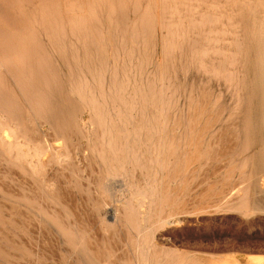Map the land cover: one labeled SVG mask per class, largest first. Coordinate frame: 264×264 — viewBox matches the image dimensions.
<instances>
[{
    "label": "bare ground",
    "instance_id": "bare-ground-1",
    "mask_svg": "<svg viewBox=\"0 0 264 264\" xmlns=\"http://www.w3.org/2000/svg\"><path fill=\"white\" fill-rule=\"evenodd\" d=\"M219 16L227 17L223 33L229 37V53L228 49L217 47L223 40L217 30ZM215 57L224 66L220 62L218 66ZM175 58L185 71L191 66L204 72L209 66L205 71L210 76L223 77L235 94L242 89L250 91L244 100L241 134L235 125L218 131L221 134L216 133L224 123L220 122L222 115L218 116L219 112L211 114L213 102L207 96V86L199 92V99L187 96L190 111L187 116L177 113L179 96L177 98L176 93L182 87L173 86L169 71ZM252 61L253 80H241L238 66L247 67ZM256 104L262 111L264 131V0H0V162L34 183L41 181L39 188H48V192L57 194L59 189L53 185L50 172H55L57 178L58 174L63 177L60 172L65 175L64 172L71 171L76 182L81 180L83 170L72 162L77 159L75 152V156H70L72 152L67 151L70 144L77 142V146L73 145L75 150L83 147L90 154L86 153L91 158L89 161L98 163L100 171L95 186L103 196L108 195L105 181L109 179L123 178L133 190L138 201L133 198L138 203L133 205L131 200H126L120 218L117 212H111L114 221L124 223L140 235L130 241L142 264H173L170 248L162 251L147 244L154 230L160 228L162 231L166 224L180 223L190 213L229 207V189L225 186L228 183L218 189V180L211 184L205 181L208 187L200 194L190 192L191 168L195 164L200 167L211 163L218 165L217 162L223 160L218 148L228 144L229 129L237 131L236 139L243 137L249 142L251 114L257 108ZM238 105L232 108L230 117L236 115ZM219 124L220 128L217 127ZM73 137L77 141L70 143ZM61 160L66 163H60ZM261 160L264 167V150ZM230 164L225 168L224 182L229 179V172L237 169L235 164ZM244 165L237 171L246 182ZM96 169L94 167V174ZM1 177L0 196H16L17 201L23 200L26 205L37 207L38 200L36 202L24 193L14 195L11 189L3 187L5 181L2 180L6 177ZM58 178L56 182L61 180ZM89 183L92 185V180ZM232 206L243 212L249 210L243 195ZM4 219L1 215L0 221L7 223ZM52 219L55 223L58 221L54 215ZM86 236L81 234L83 244ZM141 237L147 239L145 243ZM72 243L75 245V241ZM4 250L0 249L1 255L5 254ZM254 263L258 264L257 258Z\"/></svg>",
    "mask_w": 264,
    "mask_h": 264
},
{
    "label": "rangeland",
    "instance_id": "rangeland-1",
    "mask_svg": "<svg viewBox=\"0 0 264 264\" xmlns=\"http://www.w3.org/2000/svg\"><path fill=\"white\" fill-rule=\"evenodd\" d=\"M219 17H220V20L218 22V29L217 30L219 31V36H221V38L223 40L225 38L226 39L224 41L222 40V43H220L217 47L222 48V49H224V48L228 49L229 37L224 36L225 34L223 33L224 27L225 28L227 27L226 26L227 22H228L227 17L226 18H225V16H219ZM221 23H222V25H225V24L226 25L222 26ZM227 51H228L227 53H229V49ZM215 58L217 59V57H215ZM250 58H252V59L254 58V53H253V55L250 56ZM216 59H215V63H218V66H220V65L224 66V64L221 63L219 59H217V60ZM219 62H220V65H219ZM171 64H170V70H169L171 72V74H170V72H169V74H170V77H172L171 81L173 83V86L174 87L176 86L175 88H179L180 86L182 87L176 93V97L178 98V96H179V98L177 99V101H178L177 107L179 106L177 113L178 114L180 113L182 116L184 115V117L187 116L190 112V111H188L189 109H188L187 96L190 95V96H194V98L198 97L197 99H199V96L201 95V93H199V92L202 91L203 89H205V86H207V88L209 87L208 88L209 90H207L209 92L208 93L209 95L207 94V96H209V100L211 98V102H213V104L211 103V108H212L211 111H213L211 114L217 115L218 113H216V112H219L218 116L222 115L220 117V122H221V124L224 123L221 126L223 128L219 127L220 124L217 126L220 129L217 130L216 133H219L223 129H228V125L229 126H231V125L237 126L236 129L239 128L238 129V133H239V131L241 130V128L243 126V120H244V114H245V106H246L245 104L246 103H244V100H245L246 94L250 91L242 89L241 92H239L238 94H235L234 89L229 88V85L226 83V80L223 77L220 78L219 76H210L208 74V72L205 71L209 68V66H208V68L206 67L207 69L205 68L204 72H203L202 69H195L194 67H191V66H189V68L185 71V69L183 68V65L180 63L179 59H177V58H175V61H173ZM228 70H229V66H228ZM237 71L240 75L241 80L245 79L246 81L251 82L253 80V77H254L253 76V72H254L253 61L247 67H245V65H243L242 67L238 66ZM173 73H174V75H173ZM206 78L211 79V80L207 81ZM213 88H214V90H213ZM184 89H186V90L184 91ZM236 100H238V102ZM237 103L239 104L238 108H237V113L233 117H230L229 115H231V114H229V113L232 112V108L235 107ZM212 106L214 107V109ZM256 107L257 108L254 109L253 113L251 114L250 132H249L251 137L249 139V142H246L243 137H240V140L236 139L235 135H236L237 131H235L234 129H229V135H228L229 136V142H227L228 144L226 145V143H225V144H223L224 145L223 147L221 145L218 148L219 154H220V151L223 152V153L221 152V154H220V155H222V156H220L221 158L224 157V158H222L223 160L220 159V161L217 162L218 165L216 163H211V164L203 163L205 165H202L200 167V166H197L198 164H195L192 167V168H194L195 171L194 170L192 171V168H191V174L192 175L190 178H191L192 184L190 185V192L193 193V195H196L198 193L200 194L202 191H204L208 187V186H206L207 184H205L206 182L207 183L210 182V184H211V182L218 180V182H219L218 189H220V187H223V184L225 185V183H228V185L226 184L225 186H227V188L229 189V198H230L229 201L231 200L229 202V207H224L225 209L219 208L218 210L216 209L214 211L208 210L206 212H198V214L197 213H194V214L190 213L192 216L190 214L185 216L184 220L180 223H176V224L173 223V224H169V225L166 224L167 227H166V225L163 226L162 228H165V229L164 230L162 229V231L159 228L158 231H160V233L156 230H154V232H151V235L149 236V239L151 242L147 241L148 243L147 242L146 243L148 245H150L151 248L154 246L153 248L156 247L158 250H162V251L168 250V248H170L169 252H171L174 256V257H172V263L173 264H181V263L182 264H185V263L186 264H241V263L242 264H245V263L246 264H255L254 263L255 258L258 259V264L262 263V261H264V167H263V163L261 160V155H262V152L264 150V134H263L264 131L262 129L263 126H262V122H261L262 121V119H261L262 111H260L257 104H256ZM220 111L221 112L223 111L224 113L223 112L220 113ZM87 117L88 116L86 114L85 115V119H86L85 121L88 120ZM226 117H228V118H226ZM224 118H226V119H224ZM228 121H230V124L228 123ZM219 134H221V133H219ZM239 134H241V133H239ZM231 136L233 138H231ZM72 140L73 141H70V143H74L75 141H77L74 137ZM229 143H230V145H229ZM235 143H236V145H235ZM75 144L76 145L70 144L71 148H74V146H77V142ZM232 145H233V147H232ZM229 146H231L230 147L231 149L228 148ZM69 147H68L67 151L72 152V153H70V156L75 152L74 154L76 156L74 154L73 155L75 156V158H77L76 159L77 161L72 159L73 164H75V165L78 164L77 165L78 169L82 168L83 174H82V176H80L81 180H79V182H80L79 183V182H76L75 178L71 177V176H73V175H71V171L66 172V173L64 172L65 175H63V172H60V174H62L63 177H61V175L58 174L57 178L59 177L58 179H61V180L56 182L57 178L54 177L55 172L54 173L50 172L49 176L51 178L53 177L52 178L54 181V182L52 181L53 185L55 184L56 189H59V191L61 190L60 192L58 190H55L56 192L58 191L57 194H52V193L48 192L49 191L48 188H46L47 191L44 188L43 189L39 188V185L41 186V184H42L41 181L40 182L37 181V183H34L35 181H33L32 179H30L31 181L28 180L29 178L27 179L24 176L17 174L15 171L7 168L6 164H4L3 162H0V168H1L0 170L3 171V172L0 171V177L3 176V177H1L2 179L6 177L5 179H3V180L1 179V180L3 182L5 181V183H6V181L11 182V183H9V185H8V183L5 184V183L1 182V183H3L2 185H4L3 187H5L9 190L11 189L10 191L14 192V193H12L14 195L19 196L21 194L22 195L25 194V195H27V197L28 196L31 197L36 202L38 200L37 207H33V206L26 205L23 200L17 201V199L15 198L16 196H13V198H8V197L4 198V196H2V195L0 196V216L2 215V218L4 219V217H5L4 220L7 219V221H8L7 223L5 221L3 223L0 221V236H2V238L0 237V249L6 250V251L4 250V252H3V253H5L4 254L5 256L0 254V256H1L0 257V264H25V263L26 264H30V263L31 264H79V262H80V264H103V263L104 264H138V263L142 264V261H140L139 257L136 256L137 250H136L135 246L133 244H131V241H132L131 239L136 238L135 236H138L139 234L136 233L135 231H133L129 226L125 225L124 223H122V222L117 223L116 221H114V217H113V214L111 212V211L117 212V215H119V218H120L121 217L120 214H122L121 210L123 209V206H124L123 204H126V200L127 201L131 200V202L130 201L129 202L133 205H136L138 202H136L137 198L134 197V195L132 194L133 190L130 189V187L126 185V181L123 178H119V179L117 178V180L112 179V181H111V179H109L108 182H106L107 181L106 180L105 183H107L106 186H107L108 195L110 196V194H111L112 196H110V197H108V195L103 196L101 194L99 188L95 186V185H97L96 180H98L99 171H100L98 168V163L96 161L94 162L93 160L92 161L95 164L92 161H89V159L91 160V158L89 156H87L86 153L88 155H90V154L88 153V151H85L83 147L81 149L79 148V150H75L76 148H74V150L69 149ZM81 150H84V151L82 152ZM223 150H225V151H223ZM231 150H233V151H231ZM79 151H81V153H79ZM80 155H81V162L79 159ZM225 155H226V157H225ZM228 155H229V157H228ZM218 157H219V155H218ZM227 157H228V159L226 160ZM72 158H73V156H72ZM83 160L84 161L88 160V161L82 162ZM60 163H66V161L61 160ZM92 163H93V165H91ZM228 163H229V165H231L230 163H232L233 165L235 164L234 166L237 169L241 168L245 164L244 165L245 169L243 168V172H244V175L247 177V178H245L246 182H245V180L243 181V179H241V177H240L241 173H239L237 171V169H234L236 171L234 172V170H233V173L231 170L230 171L231 173L229 172V179L226 180L225 182L222 181V179L225 178L224 177L225 176L224 171H225V168L228 165ZM88 164H90V166ZM58 166L59 165H57V166L55 165V168H57ZM88 167H90V168H88ZM94 167L95 168L97 167L96 172L98 173V175L96 172L94 174V171H93ZM199 167H200V169H199ZM60 168H61V166H60ZM86 168H87V170H86ZM212 169H213V172H212ZM214 169H215L216 173H215ZM62 171H64V170H62ZM86 173L88 174V176L86 175ZM202 173H204V174H202ZM212 173H213V175H212ZM197 175L198 176L201 175V176L198 177ZM67 177H68V179H67ZM120 179H123V180L121 181ZM17 180H19V181H17ZM68 180L70 181V183L68 182ZM91 180H92V185H90L91 182L89 183V181H91ZM94 181H96V183ZM116 181H118V185L115 184V183H117ZM119 181L122 182V183L121 182L120 183L123 184L122 185L123 187L121 186ZM238 181L242 182V183H240L241 185L239 184ZM93 182H94V184H93ZM77 183H79V184H77ZM86 183H88V184L86 185ZM244 183L246 186L244 185ZM17 184H19V185H17ZM35 186H38V187L36 188ZM87 186H88V188L86 189ZM197 186H199L200 188ZM84 187H85V190H84ZM12 188L15 190H13ZM16 188H18V189H16ZM77 188H78V190H77ZM92 188H93V190H92ZM124 188H126V189H124ZM195 188H197V189H195ZM71 191L73 192V194ZM17 192H18V194H16ZM63 194H65V195L63 196ZM69 194H70V196H69ZM131 195H133V196H131ZM242 195L246 199L247 207L249 209L246 212H243L241 210H237V209H235V207L232 206V205H235L237 203L239 197H242ZM231 196H233V197H231ZM62 197H63V199H62ZM65 197H67V199ZM84 197L85 198L87 197V198L85 199ZM131 197H132V199H131ZM70 198H73V199H70ZM105 198L108 200H106ZM231 198H233V199H231ZM59 200H61V201H59ZM70 200H72L71 203L69 202ZM123 201H125V202H123ZM72 202L74 203V205ZM75 202L77 203L76 204L77 206L75 205ZM85 202L87 203V205ZM9 204H11V205H9ZM14 204H16V205L14 206ZM105 204H107V206ZM108 204L110 205V207ZM192 204L193 203L190 204L191 207H192ZM4 205H6V206H4ZM85 205H86V207H84ZM82 206L84 209L82 208ZM20 208H21V211L23 210L22 212L20 211ZM142 209H144V208H142ZM12 210H14V211L12 212ZM194 210L195 209H191V211H194ZM5 211H7V212H5ZM89 211H91V212H89ZM73 212L76 214H74ZM79 212H80V214H79ZM110 212H111V214H110ZM219 212H221V213H219ZM51 214L56 216L58 218L57 220L58 221L60 220V221L59 222L57 221L55 223V221L52 219L53 215H51ZM88 214H89V216H88ZM106 214H108L110 216H108V215L106 216ZM30 216L32 219L30 218ZM62 217H63V219H62ZM82 218H83V220H82ZM81 221H83V222L81 223ZM64 222L68 223V224H65ZM21 223H24V224H21ZM44 224H46V225H44ZM66 225H67V227H66ZM97 225H98V227H97ZM63 226H64V228H63ZM115 226H117V227L115 228ZM1 227H2V229H1ZM47 227H48V229H47ZM18 228H20L19 229L20 231L18 230ZM95 228L97 231L95 230ZM119 228L120 229L122 228V229L120 230ZM68 231H70L71 233L69 234ZM79 231L81 232V234L84 233L85 236L87 235L86 236L87 239H86L85 244H83L84 242L81 241L82 239H81V234ZM130 231L131 232L133 231V232L130 233ZM20 232H22V233L20 234ZM90 232H92V233H90ZM161 232H163V234ZM116 233H117V235H115ZM124 233L126 234V236ZM18 234H20V235H18ZM22 234L25 235L26 237L23 236ZM71 234L74 236L72 237ZM9 236L11 237V240L9 239ZM88 236H90L91 238ZM6 237L10 241H8ZM96 237L98 238V240H96L97 239ZM105 237H107V238H105ZM125 237H126V239H125ZM138 237H140V235ZM160 238H162V240ZM15 239H17V240H15ZM36 239H38V240L36 241ZM141 239H143V238L141 237ZM144 240H147V239L144 238L142 242H144ZM74 241H75V245L72 243ZM21 244H22V246H21ZM85 245H86V247H85ZM142 245H143V243H142ZM146 247L148 248V246H146ZM217 247H219V249ZM159 248H161V249H159ZM164 248H166V249H164ZM199 249H201V250H199ZM22 251H23V253H22ZM16 253H17V255H16ZM95 253L96 254L98 253L97 254L98 256L100 254V256H99L100 258H98V256H96ZM60 255H61V257H60ZM74 255L75 256L77 255V256L75 257ZM110 255H113V256H110ZM208 255L209 256L213 255L217 258H211V257H208ZM9 256H10V258H9ZM88 256L90 258H88ZM74 257H75V259H74ZM107 258H108V260H107ZM175 258H176V260L174 262ZM69 259H71V260H69ZM24 261H26V262H24ZM70 261H72V262H70ZM91 261H93V263ZM113 261H114V263H113ZM89 262H91V263H89ZM147 264H148V262H147Z\"/></svg>",
    "mask_w": 264,
    "mask_h": 264
}]
</instances>
